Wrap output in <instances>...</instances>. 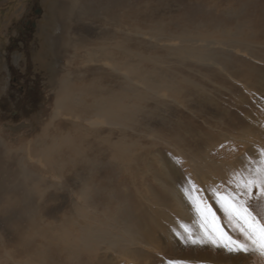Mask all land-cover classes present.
<instances>
[{
    "label": "bare ground",
    "instance_id": "bare-ground-1",
    "mask_svg": "<svg viewBox=\"0 0 264 264\" xmlns=\"http://www.w3.org/2000/svg\"><path fill=\"white\" fill-rule=\"evenodd\" d=\"M46 1L48 4L52 2ZM132 1L135 0H106L107 5H102L100 0H56L54 19L52 15L50 19L52 18L53 25L60 28L61 33L59 36L56 33L58 38L54 39V44L55 48H59V53L64 51L62 59L66 65L63 68L61 66L59 74L55 76V103L48 118L41 119L40 130L45 131L49 127L50 130L57 127V123L65 126L66 130L59 134L57 128L56 137L61 135V139L55 137L44 148L41 136L31 139L29 146L22 149L10 146L8 140L5 142L0 137V216L3 219L0 224L3 223L7 230L4 234L0 233V264H112L109 262L111 259L114 264H120L119 259L123 264H136L132 258L142 252L145 246L154 245L156 251L159 249V230L152 228L154 218L163 227V232L167 231L168 226L178 227L179 230L181 226L183 228L180 231L183 232L189 224L197 227L198 221L202 222L194 201H199L202 197L204 203L208 190L212 189L209 186L216 191L215 182H207V188L203 187L199 195L194 190L200 183L199 169L203 170L209 164L202 157L204 152L199 151L196 145L189 150L184 149V141L177 134L171 141H165L164 146H157L155 143L145 146L142 137L156 141V135L142 129H137L136 132L134 123L139 113H131V108L143 110L138 101H148L149 98L157 104L163 100L159 107L165 110L166 101L175 99L176 107H184L191 113L196 110L194 107L207 110L208 106L197 105H210L213 109L209 118L214 122L210 129L212 131L220 127V134H215L214 137L209 134L205 145H210L205 153H210L211 157L213 152L221 154L220 142L239 130L237 127L246 126L251 121L248 114L246 119H236L234 122L235 115L232 117L226 108L232 106L225 103V109L219 108L220 102L209 97L212 94L207 87L221 93L223 89L229 91V101L232 100L231 103L236 108L244 107L246 100H253L250 95L257 93L254 89L264 91V67L258 64L264 62V0H235V4V1L232 2L235 7L231 4L230 7L228 5L223 8L218 6L222 0H213L214 5L210 4L205 13L201 6L198 8L196 4L188 5L192 1L187 0L189 3L185 1L184 5L177 3V9H186L187 12L181 14L177 24L171 19L177 34L168 42H157L148 30L131 29L127 23V14L131 9L169 10L170 4L154 1L153 7H150V2L137 7ZM199 1L195 3H203ZM212 13L213 16L217 13L219 17H210ZM74 17L84 23L86 18H92L100 32L94 39L83 37V33L81 38L75 39L76 36L71 34L75 27ZM163 18L164 16L161 19ZM202 29L205 32H201ZM130 40H134L139 46H149L147 43L151 41L154 48L166 49L168 56L156 59L141 57L140 53L128 50ZM46 44L43 43L44 49L49 42ZM72 49L73 54L69 51ZM37 59V63L47 69L48 60L45 61L40 56ZM142 63L151 64L153 68H143ZM169 66L176 68V71L168 68ZM184 70L201 80L197 79L196 83L194 77L188 78L182 74L181 71ZM221 82L230 87L221 85ZM185 87L189 90H185ZM4 105L5 102L1 106ZM2 109L0 108V115H4ZM164 117L162 116V122L168 121ZM50 132L53 131H49V135ZM131 132L139 138H131ZM192 133L198 141L199 137L207 136ZM240 136L230 139L239 142L242 139ZM75 137L76 142L81 138L80 144L76 146L71 142ZM201 143L203 142L199 144ZM244 147L249 149L248 143H244ZM166 150L171 151L174 156L183 152L190 159L187 164L181 165L175 161V157L168 160L163 155ZM62 152L78 163L75 167L80 166L82 171V174H77V179L70 180L80 189L74 194V200H71L79 208V221L75 219L71 220L72 223L68 220V223L57 224L52 217L48 219L47 216L52 213H49V209L43 208L45 214L41 210L42 203L50 194L58 197L53 190L62 187L64 180H60L63 175L59 178L49 175V168L54 164L51 163L52 159L51 162L43 159L57 153L63 155ZM196 152L200 153V159L196 157ZM26 157L32 163L41 165L40 172L34 171L37 169L34 168L33 173L32 168L26 164ZM246 160L243 156L234 163L223 161L211 165L222 168L217 177L226 182L232 178L230 173L240 170V164L243 161L247 163ZM168 164L174 166L167 168ZM247 165L253 166L252 162ZM61 169L63 168L57 172H61ZM212 172L215 173L214 170ZM101 179L105 184L97 186ZM70 181L65 180L66 183ZM117 186L120 193L113 190ZM19 195L23 197L18 198ZM184 199L189 201L186 207ZM95 200V204H99L97 209L101 212L100 215L105 216L108 222L99 221L94 213H85V209L82 211L90 201ZM159 206L166 211L161 212ZM108 213L111 214L110 217H107ZM81 218L87 219L88 223ZM98 221V226H115L124 230L128 237L120 240L110 238L105 233L95 234ZM142 226H150L152 239L145 236ZM173 228L168 235L178 237V230L173 232ZM102 231L100 229L98 232Z\"/></svg>",
    "mask_w": 264,
    "mask_h": 264
},
{
    "label": "rangeland",
    "instance_id": "rangeland-1",
    "mask_svg": "<svg viewBox=\"0 0 264 264\" xmlns=\"http://www.w3.org/2000/svg\"><path fill=\"white\" fill-rule=\"evenodd\" d=\"M105 1L106 0H100V3L102 5H107V2ZM107 1H111V0H107ZM154 1L155 2L160 1V3L165 2L166 4L169 3L170 9L169 10L131 9L129 13L127 14L128 15L127 23L129 24L131 29H135V30L145 29L146 31L148 30L150 32L149 34L153 35V38L156 39L157 42L158 41L168 42L169 40H173L175 38V35L177 34V30H176V26H174L173 23H171V19L174 23L177 24V20L181 19L180 18L181 14H184L185 12H187L186 9H181L182 11H180L179 7L177 9V6H178L177 3H181L184 5L183 2L186 1V3H189L190 1H192V3H189L188 5L196 4L198 8L200 6L203 7L201 8L203 9V13L207 11L210 4L214 5V3H212L213 0H200V1L199 0H195V1L188 0L189 2L187 0H164V1L162 0H135L132 2L137 7L142 6V4H146L150 2L151 3L150 7H153ZM196 1L203 2V3H195ZM223 1L225 4L223 3ZM229 1L222 0V2H219L220 4H218V6L220 5L219 7L223 8L229 5L230 7L232 2H234L235 0H229ZM236 1L233 4H235ZM45 2L47 3L46 0H0V108H3L2 110L4 112V115L3 114L0 115V122H2L0 123V137L4 139L5 142H7L8 140L9 145L17 149H22L23 147L29 146L28 142L31 139L40 138V136H41L40 139L42 141V148H44V145L51 143V141L55 139L56 135H58L56 132L57 128L60 131L59 134H63V132H65L66 130L65 126H62V124H58V123H57V127L51 128L52 130L51 129L49 130L50 127L46 129L45 131L40 130L41 128L40 124L42 120H45L48 118L50 112L53 109V105L55 103V93H54V87H53L55 76L59 74L60 72L59 70H61L59 68L61 66H62L61 68H63V65H66L65 60L62 59L63 58L62 55H64V51L59 53V48L58 47L55 48L56 45L54 44V39L57 40L58 36L61 33L60 28L53 25L54 22H52V18L54 19L53 9L55 8L56 0H52V2H50L49 4L47 3V5ZM156 4H159V3H154V5ZM233 4L231 6L235 7L233 6ZM204 5L207 7H204ZM47 7L50 9H48ZM29 11L31 12L29 13ZM34 11H36V13H34ZM28 13L29 14L34 13L33 17H34V21L36 22L37 28L31 34H28V37H23V40L20 41L19 32L23 29V27L27 23ZM131 13H133V15ZM213 14L214 13H212L210 17L213 16ZM51 15H52V18L50 19ZM234 15L235 13H233V16L232 15L231 16L234 17ZM162 16H164L163 19H161ZM214 16L219 17L217 13ZM74 18H76L74 19L75 27H73V31L71 32V34L73 36H76L75 39H77L78 37L81 38L82 33L84 34L83 37H90L94 39L96 34L100 32V29L95 26L96 23L95 21H93L92 18L91 19L86 18L85 21L87 23L86 22L84 23L82 20H79L78 17H74ZM209 30L213 31L212 29H209ZM201 32H205V31H203L202 29ZM56 33L58 36L56 35ZM165 36L167 38H165ZM44 42H46L47 44L49 42L48 45L46 44L47 45L46 49L43 48ZM147 44L149 46H139L137 42H135L134 40H130L127 48L129 51L132 50L135 53H140L141 57H148V58L156 59V58H166L168 56V52H165L166 49L154 48L153 46H151L152 44L151 41H149ZM7 45H10V46L12 45L9 50L10 58L8 57V59L10 60V63L16 66V67L14 66L12 67L11 72L13 74L16 73L15 75H17L18 77V82H20V83L17 82V86H13V87L9 86L11 84V81L9 80L10 74L8 73V68L10 67H8V61L5 60L7 59L5 58L6 54L2 52V46H7ZM18 45H20V48L18 47ZM57 49H58V53H57ZM69 51L70 52L72 51L71 54L74 53V49L69 50ZM162 54L164 55L162 56ZM39 56L41 58H44L43 60L45 61L48 60L47 61L48 63L46 64L47 69H45L44 67H42L40 64L37 63V60H38L37 57L39 58ZM16 57L19 60L16 59ZM258 64L261 67H264V62H259ZM141 66L143 68L147 67L148 69L153 68L151 67V64L142 63ZM168 68H171L174 71H176V68H174L173 66H169ZM181 72L183 75H187L188 78H190V76L194 77L193 79H195L194 80L195 82L197 81V79L201 80L195 75L193 76L190 75L185 70ZM220 84L226 87H230V85L224 84L222 82ZM228 84H229V81H228ZM21 87H23L24 90L20 89ZM233 88L236 89V87L234 86ZM3 89H5V92L3 91ZM184 89L189 90L187 87H185ZM207 89L212 94V96H209V97L211 98L213 97L212 99L215 100V102H218V103L220 102L221 106L219 108L225 109L224 107L226 104L234 107L233 106L234 104L231 103L232 100L229 101V98H228L229 95H231L229 94V91H226L225 89H223L222 90L223 93H221V91L219 92V90H210L211 88L209 87H207ZM31 90H34V91L32 92ZM254 90L257 93H253L250 95V98L252 96L253 100H246V104L245 103L243 104L244 107L242 106L238 108L236 107L230 108L229 106L226 107L228 108L227 109L228 112L232 114V117L235 115L234 116L235 119H233L234 122L236 119L237 120L246 119V116L249 114L248 116L251 122L247 123L246 126L237 127V129L239 130L234 131L233 133H231L232 135H230L231 137H234V138L241 135L240 136L242 138L241 140H245V141L241 142L240 140L239 142H237V141L230 139L231 137L228 136V139H226L223 142H220L221 146L219 148L222 150L221 154L218 155L215 152H213L212 153L213 157H211L210 153H205V150L210 145V143L208 145H205V143H206V139L209 137V134L212 135L213 137L215 134L217 136L220 134V131H218L220 127L215 128L212 131L210 129V127L212 128V126L214 125L213 120L209 118V115L211 114V111L213 109L210 105H206V104L197 105V106H208V107L207 108L205 107L207 110H202L203 108L201 107H194V109L196 110L192 108L194 110L193 113H191V111H189L190 112L189 113L187 109H185L184 107L182 108L176 107L175 99L171 101H166L165 108L167 110L163 109L162 107H159L163 100H161L160 103L158 102L159 104H157L156 101H153V99L150 100V98L148 101H138L140 105L139 107H141L143 110H138L134 108L132 110L131 108V113L138 112L140 114V115L138 114L136 117V120L134 123V126L136 127H134V129L136 130V132H137V129H142V130H145V132L147 133H151L153 136L156 135V138H157L156 141H153L150 138L148 139V138L142 137V141H143L142 143H144L145 146L153 144V143L158 144L157 146H159V144L160 146H164L166 143L165 141L169 142L172 139L176 138L177 137L176 134L179 137H182L181 139H183L182 141H184V144H185V145H182L184 149L189 150L191 146L196 145V147L199 148V151L204 152L202 157L209 161V164L205 166L203 170L199 169L198 171V175H199L198 177L200 179L199 181L200 183H198L199 185L198 188L202 190L203 187L205 188V184L207 185L209 183L215 182L216 190L218 191H224L225 189L234 190L232 184H230V182L234 178L233 173H230V177H232L231 179H229L226 182L221 181V179H219V177L217 176L221 174L222 168L219 167V165L218 167L215 166L216 167L215 168L211 164L220 163L223 161L224 163H234V162H237L239 158L245 156V158H247L246 160L247 163L243 161V163H241L239 166L240 170L236 171V172H240L241 170L243 171L245 169L255 167L257 162L261 159L260 154H261V151L264 150V91L256 90V89ZM2 92H3V95H2ZM7 93H9V102H8ZM140 93L142 94L141 91ZM236 93L238 92L236 91ZM172 97L174 98V96ZM1 99H4L5 101ZM4 102H5V105L2 107L1 105ZM151 104L153 106H151ZM159 115L161 117H158ZM162 116L163 117L165 116L164 119H167L168 121L162 122L163 121ZM223 129L227 130L226 127H224ZM49 131H53V132H50V135H49ZM192 132H194L196 136L199 133H203L204 135H207V136L199 137V141H198L196 140V138H194V134ZM238 132H243L244 134L243 133L238 134ZM59 136L61 137V135ZM60 137L58 138L57 136L56 138L61 139ZM130 137L139 138L137 134H134L132 132L130 134ZM78 139L80 140L81 138H78ZM72 140L71 142H73L75 146L77 144H80L79 140H77L76 142V137L75 139H72ZM200 142H203V143L199 144ZM244 143H248L249 149L244 147ZM197 144H199V146ZM62 154L63 155H61L60 153H57L53 155L54 157L50 156L46 159H43L44 161L46 160L49 162L52 161L51 163L54 164V166H51L49 168V171H50L49 175L52 174L58 178L60 175H63L60 180V182L64 180L62 182L63 184L62 187L60 188L57 187L58 189L55 188V190H53V192H56L58 197L52 196L50 194L45 199V202L42 203V210H41L45 214L43 208H45L46 210L49 209V213L51 212L52 213L51 215L47 216L48 219L52 217L51 219L55 221L57 224H61V223L64 224V222L68 223L69 221L70 223H72V221H75V219L76 221H79V216H78L79 208L75 206L73 204L74 201L72 202L71 200H74L75 198L74 194L79 192L80 189L78 188V185L74 184L75 183L74 181H70V180L77 179L78 178L77 174H82L81 173L82 171L80 170L81 169L80 166L75 167L76 166L75 164L78 165V163L73 162L72 161L73 159L71 157L68 158V156L64 154L63 152ZM163 155L168 160H171L175 157V161L181 165L187 164V162L190 159V157H187L186 154L183 152L181 154L178 153L176 154V156H174L171 153V151H167ZM178 155H179V158H178ZM195 155L196 157L200 159L199 152H196ZM56 156H57V159H56ZM190 156L193 157L192 154ZM33 158H35V156ZM215 160L219 162H216ZM25 161H26V164L29 165V168L30 167L32 168V169L30 168L32 171L34 168H37L34 171L40 172V168H41L40 164L38 165V163L37 164L36 163L34 164V162L32 163L28 157H26ZM249 162H252L253 166L248 167L247 164ZM173 166L174 164H168L167 168H172ZM61 167L63 168L61 169V172H57L60 170ZM213 170L215 171V173L212 172ZM213 173L215 175H213ZM172 177L176 178L174 175H172ZM102 179L98 181V183L96 184L97 186H100L101 184L103 185L105 184V182H103L104 179L103 180ZM65 180H69L70 182L66 183ZM121 181H123V179H121ZM124 183L125 182H123V184ZM125 185H128V184L125 183ZM209 187H211L212 189L208 190L209 196L206 194L208 197L205 196L206 199L203 204H207L212 208V210L214 211L217 217L216 223L221 225L222 230L228 236H230L233 240L240 241L241 243H249L245 239V237L241 234V232L237 230L239 227L237 222L235 220L230 221L229 217L221 209L220 204L217 201V198L213 195V187L212 186H209ZM143 188L144 187H142V190ZM114 189H116V193L121 192V190H117L119 189L118 186L113 187V190ZM22 197H23L22 195H19L18 198H22ZM90 202H89L90 204L87 205L85 208H83L82 211H84L85 209L84 211L85 213L90 214V215L94 213L95 217H97L99 221L108 222L106 221L105 216L100 215L101 212L99 211V209H97V206H99V204H95L96 200L90 201ZM184 202H185L184 206L186 207L187 206L186 204L189 201L184 199ZM201 206L203 205L201 204ZM253 207H255V202H253ZM160 210L161 212L166 211L165 209H162V207H160ZM72 212H75V214H73ZM110 215L111 214L108 213L107 217H110ZM116 215L122 216V214L120 213H116ZM81 219L85 220L86 224L88 223L87 219H84V218H81ZM154 219H155V222L152 224V228L153 229L156 228L159 230L158 234L160 235V237H157L158 239L157 241H159L158 243L159 249L156 251V248L154 245H151L148 247L145 246L142 252H139L138 254L135 255L134 258H132V260L136 262V264H170V262H175V261H183V262H186V264H264V256H261L258 252L228 253L224 248L215 247L212 244H209L207 242H205L202 245L201 244L193 245L191 242L186 243L184 239L186 237L185 230L183 232L180 231L183 227L179 226L180 228L179 230L178 227L173 228L172 226H168L167 231L163 232V227L159 226L158 222L156 221V218ZM2 220L3 219L1 217L0 222H3ZM99 221L97 222L98 223L97 227L94 229L95 234L105 233L110 238L115 237L120 240L126 239L128 237L127 233H125L124 230H121L115 226H112V227H109V226L102 227V225L101 227L98 226ZM201 223L202 222L200 220L198 221L197 227H194L192 223L189 224L188 227L192 230V232L195 235L200 236L203 234L201 231ZM1 225H3V227ZM4 228H5V225L1 223L0 233L2 234L6 233L7 230L6 228L5 229ZM172 228L174 229L173 232H175V229L178 230V231L176 230L177 232H179L177 234L178 237L177 236L173 237L172 234L168 235V233L171 231ZM100 229H102L103 231L98 232ZM141 229L144 230L146 237H149L151 239L153 238L150 226L148 228H144L142 226ZM249 247H251L250 243H249ZM109 262L114 264V261L112 259L109 260ZM122 262L123 261L121 259L118 260V263L123 264ZM9 264L11 263L9 262Z\"/></svg>",
    "mask_w": 264,
    "mask_h": 264
},
{
    "label": "snow or ice",
    "instance_id": "snow-or-ice-1",
    "mask_svg": "<svg viewBox=\"0 0 264 264\" xmlns=\"http://www.w3.org/2000/svg\"><path fill=\"white\" fill-rule=\"evenodd\" d=\"M261 159L255 167L233 173L230 182L234 190L213 191L221 209L239 225L238 231L249 243H241L233 240L217 224V217L212 208L203 204V198L194 201L197 211L202 217V235H195L191 229L185 228V242L193 245L205 242L215 247H222L228 253L258 252L264 256V150L261 151ZM199 195L200 189H194ZM255 202V207H253ZM203 204V206H201ZM211 217V219H209ZM170 264H186L183 261L170 262Z\"/></svg>",
    "mask_w": 264,
    "mask_h": 264
},
{
    "label": "flooded vegetation",
    "instance_id": "flooded-vegetation-1",
    "mask_svg": "<svg viewBox=\"0 0 264 264\" xmlns=\"http://www.w3.org/2000/svg\"><path fill=\"white\" fill-rule=\"evenodd\" d=\"M30 12L31 11H29V13ZM29 13H28V16H27V23H26V25L19 32L20 33V39H19L20 41L23 40V37H28V34H31L37 28L36 22L34 21V17H33L34 16V13H36V11H34V13H32V14H29ZM11 46L10 45L2 46V52H4V54H6L5 58H7V59H5V60L8 61V67H10V68H8V73L10 74V78L9 77L8 78L11 81V84L9 86H12L13 87V86H17L18 77H17V75H15L16 73L13 74L11 72L12 67L13 66L16 67V66L13 65L12 63H10V60L8 59V57L10 58V56H9V50H10ZM18 47L20 48V45H18ZM18 83H20V82H18ZM20 89H23V87H21ZM31 91L33 92L34 90H31ZM7 96H8V102H9V93H7Z\"/></svg>",
    "mask_w": 264,
    "mask_h": 264
}]
</instances>
